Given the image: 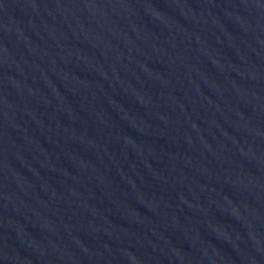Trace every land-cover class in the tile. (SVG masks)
I'll use <instances>...</instances> for the list:
<instances>
[{"label": "water", "instance_id": "water-1", "mask_svg": "<svg viewBox=\"0 0 264 264\" xmlns=\"http://www.w3.org/2000/svg\"><path fill=\"white\" fill-rule=\"evenodd\" d=\"M0 264H264V0H0Z\"/></svg>", "mask_w": 264, "mask_h": 264}]
</instances>
